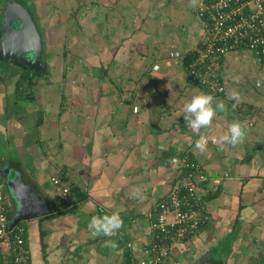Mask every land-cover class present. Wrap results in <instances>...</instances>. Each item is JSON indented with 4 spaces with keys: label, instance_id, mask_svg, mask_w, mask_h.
<instances>
[{
    "label": "crops",
    "instance_id": "obj_1",
    "mask_svg": "<svg viewBox=\"0 0 264 264\" xmlns=\"http://www.w3.org/2000/svg\"><path fill=\"white\" fill-rule=\"evenodd\" d=\"M8 1L0 0V27ZM24 2L45 70L0 59V182L28 264H130L152 238L156 201L195 182L182 157L206 176L195 185L211 221L174 243L167 264H264V66L254 53L222 55L225 90L214 104L224 108L201 129L209 141L201 153L183 117L192 96L209 94L184 62L206 33L200 0ZM232 91L242 98L235 108ZM233 121L247 124L246 138L221 151L214 141ZM8 177L39 192L47 213L19 215ZM62 184L75 191L71 206L58 198ZM113 212L124 222L117 235L93 236L91 218ZM108 239L117 247H103Z\"/></svg>",
    "mask_w": 264,
    "mask_h": 264
},
{
    "label": "built area",
    "instance_id": "obj_2",
    "mask_svg": "<svg viewBox=\"0 0 264 264\" xmlns=\"http://www.w3.org/2000/svg\"><path fill=\"white\" fill-rule=\"evenodd\" d=\"M196 13L204 22L206 33L201 40L202 47L197 48V55L187 66L191 82L197 81L213 97L223 93L220 59L223 54L239 48L253 52L264 66V0H200ZM180 168H189L188 176L195 182L176 183L156 201L152 238L139 253L133 254L130 264H167L174 243L193 235L211 221V214L205 210L195 185L206 176L198 164L183 157ZM51 179L55 183L59 181L57 177ZM58 198L66 206L75 201L64 184ZM8 206L0 182V264H28L24 228L19 224L10 226Z\"/></svg>",
    "mask_w": 264,
    "mask_h": 264
},
{
    "label": "water",
    "instance_id": "obj_3",
    "mask_svg": "<svg viewBox=\"0 0 264 264\" xmlns=\"http://www.w3.org/2000/svg\"><path fill=\"white\" fill-rule=\"evenodd\" d=\"M42 50L38 25L24 0L8 1L1 20L0 58L42 72L45 70ZM260 148L264 149V145ZM5 183L11 196L18 202L19 215L25 218L47 213L48 208L43 197L27 181L8 177ZM200 264L214 263L204 261Z\"/></svg>",
    "mask_w": 264,
    "mask_h": 264
},
{
    "label": "clouds",
    "instance_id": "obj_4",
    "mask_svg": "<svg viewBox=\"0 0 264 264\" xmlns=\"http://www.w3.org/2000/svg\"><path fill=\"white\" fill-rule=\"evenodd\" d=\"M197 0H190V4L195 6ZM257 86H260V82H257ZM228 99L234 100L233 108L241 103V96L238 92L232 91ZM224 108L223 101H216L214 104V97L211 94L200 93L191 97L190 101L183 105V117L186 124L199 138L195 142V148L199 152L204 153L207 151L208 138L201 134V129H207L212 126V123L217 116L219 110ZM247 124L240 121H233L227 132L219 137L218 141H214L223 151V145L228 144L233 147L243 143L246 138ZM144 154H147V148L142 150ZM133 197L138 196L137 192H134ZM123 219L118 212H113L110 215L105 214L103 216H93L88 223V229L93 236H106L114 237L119 230L123 227ZM103 247L116 248L117 244L115 240H105Z\"/></svg>",
    "mask_w": 264,
    "mask_h": 264
},
{
    "label": "trees",
    "instance_id": "obj_5",
    "mask_svg": "<svg viewBox=\"0 0 264 264\" xmlns=\"http://www.w3.org/2000/svg\"><path fill=\"white\" fill-rule=\"evenodd\" d=\"M0 36H1V27H0ZM198 47H202V44L200 43L199 44V46ZM241 48H239L238 50H240ZM197 55V52L196 51H194V52H192V53H190V55H188V57L186 58V60L184 61L185 62V66H186V68H187V66H188V63H189V61H191V59L192 58H194L195 56ZM1 59V58H0ZM43 59V58H42ZM25 67V66H24ZM32 73H34V74H40V73H42V72H39V71H34V70H32V69H29ZM189 79V78H188ZM190 80V79H189ZM194 84L195 85H197V86H199V87H201V88H203L204 90H206L207 91V89H205L203 86H201L197 81H195L194 82ZM187 171H190L189 170V168H187L186 169ZM69 188V193L71 194V196H73V198H74V194H75V191L73 190V189H71L70 187H68ZM76 199V198H75ZM74 199V200H75ZM76 201V200H75ZM185 239V238H184ZM183 239V240H184Z\"/></svg>",
    "mask_w": 264,
    "mask_h": 264
}]
</instances>
